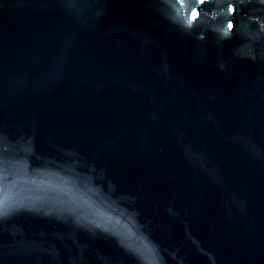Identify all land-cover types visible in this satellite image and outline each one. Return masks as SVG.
Instances as JSON below:
<instances>
[{
  "label": "water",
  "instance_id": "obj_1",
  "mask_svg": "<svg viewBox=\"0 0 264 264\" xmlns=\"http://www.w3.org/2000/svg\"><path fill=\"white\" fill-rule=\"evenodd\" d=\"M0 264H264V0H0Z\"/></svg>",
  "mask_w": 264,
  "mask_h": 264
},
{
  "label": "snow or ice",
  "instance_id": "obj_2",
  "mask_svg": "<svg viewBox=\"0 0 264 264\" xmlns=\"http://www.w3.org/2000/svg\"><path fill=\"white\" fill-rule=\"evenodd\" d=\"M193 18H195V13L193 14Z\"/></svg>",
  "mask_w": 264,
  "mask_h": 264
}]
</instances>
